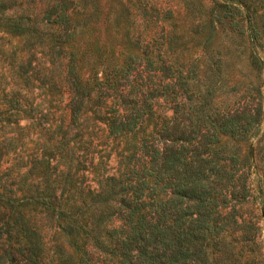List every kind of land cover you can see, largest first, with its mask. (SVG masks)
Wrapping results in <instances>:
<instances>
[{
	"label": "trees",
	"instance_id": "obj_1",
	"mask_svg": "<svg viewBox=\"0 0 264 264\" xmlns=\"http://www.w3.org/2000/svg\"><path fill=\"white\" fill-rule=\"evenodd\" d=\"M41 2L40 25L9 27L47 33L57 53L70 42L78 0ZM64 54L48 87L66 92V124L60 118L58 138L48 149L41 143L39 156L31 148L28 169L13 167L0 180V264H261L256 217L241 205L249 196L245 174L237 171L238 158L217 145L220 134L249 133L259 107L206 113L188 103L186 79L169 63L160 73H130L133 58L86 76L83 53ZM164 95L170 115L160 116L123 167L108 172L98 159L91 164L88 152L149 118ZM55 153L61 166L50 161Z\"/></svg>",
	"mask_w": 264,
	"mask_h": 264
},
{
	"label": "rangeland",
	"instance_id": "obj_2",
	"mask_svg": "<svg viewBox=\"0 0 264 264\" xmlns=\"http://www.w3.org/2000/svg\"><path fill=\"white\" fill-rule=\"evenodd\" d=\"M42 5L41 0H0V180L13 167L28 169L31 148L39 156L41 143H49L48 149L58 138L60 118L66 124V92L48 87V77L61 69L68 49L77 57L83 53L80 70L86 76L96 70L99 77L133 58L130 73H160L161 64L169 63L172 73L186 79L188 103L202 105L206 113L260 109L249 133L220 134L217 145L238 158L237 171L245 174L249 196L241 205L256 217V253L264 264V0H78L70 42L57 53L47 33L9 27L40 25ZM156 100L153 115L88 152L91 164L98 159L108 172L123 167L141 138L154 133L160 116L165 121L170 115L169 96ZM50 161L61 166L62 158L55 153ZM82 172L93 185L87 164ZM58 235L67 249V237Z\"/></svg>",
	"mask_w": 264,
	"mask_h": 264
}]
</instances>
